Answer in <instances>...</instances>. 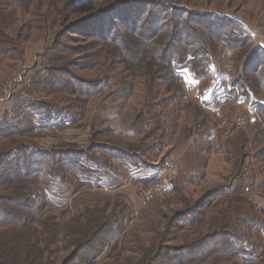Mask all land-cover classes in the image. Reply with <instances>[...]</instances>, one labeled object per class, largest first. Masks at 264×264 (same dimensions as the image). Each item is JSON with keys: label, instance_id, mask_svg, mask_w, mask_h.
Here are the masks:
<instances>
[{"label": "trees", "instance_id": "1", "mask_svg": "<svg viewBox=\"0 0 264 264\" xmlns=\"http://www.w3.org/2000/svg\"><path fill=\"white\" fill-rule=\"evenodd\" d=\"M120 5L131 8L128 12H118ZM134 5H146L149 10L142 9L136 18ZM65 10L70 16L80 11L85 13L78 20L64 21L52 43L43 48L42 55L49 63L44 70L40 69L36 87L47 98L30 100L29 110L21 117L12 116L10 110L0 120V141L4 147L0 153V176L6 174L9 182H20L9 194L0 193V264H58V254L70 247L72 251L59 264H92L106 248H110L112 254L116 252L123 242L124 236L122 238L120 233L125 228L116 226L119 216H113L119 211L114 203L107 202L101 208L108 210L112 206L109 215L104 210H88L62 225L57 218L44 213L45 208L53 206L48 192L34 194L22 184L27 180H39L47 185L56 177L69 175L81 180V175L92 174L84 165V159L94 160V153L141 162V158L146 159L148 154L165 146L168 131L173 128L179 131L180 127L184 131L181 141L196 137L193 138L196 141L202 139L200 145H207L208 142L204 141L215 139L217 122L203 110V106L200 105L203 109L192 108L191 102L183 100L186 90L181 70L191 66L192 77L202 86L214 81L213 65L221 44L237 53V74L225 86L226 103L237 105L239 99L245 98L259 115L252 124V136L244 133L246 135L240 140L234 139L226 144L229 154L239 153L241 156L236 164L237 178L243 177L246 157L264 159V41H256V31L250 30L248 23L227 14L198 10L167 0H71L62 7V11ZM112 13L114 20H110L106 27V21L110 19L108 15ZM78 28L87 36L96 38L90 43L100 47L96 52L77 57L91 61L87 64L70 60L75 54L74 49L62 40L63 37L73 39L75 36L71 35ZM228 29L230 32L223 35ZM12 42V36L0 31V58L6 59L12 51L18 52L19 48L7 46ZM116 61L123 65L121 73H127L119 84L128 93V77L137 78L145 86L144 96H140L141 110L126 132L93 128L87 147L14 143V137L34 132L36 128L53 126L54 122L62 125L66 119L72 121L71 117H66L67 110L75 104L84 105L101 89L108 88V81L116 79L107 73L103 79H86L76 74L71 66L82 70L103 66L108 72L116 67ZM66 100L68 102L63 103ZM31 108L47 111L48 117H38ZM102 137L110 138L97 139ZM113 137L121 140L116 141ZM125 138L136 142L123 140ZM150 139L153 140L149 142ZM217 139L216 143L220 141V135ZM9 141L11 143H7ZM130 146L135 149H127ZM3 180L0 179V183ZM216 190L217 193L219 188ZM195 210L182 211L175 217L179 216L177 221L188 223L183 220L194 212L197 215ZM196 220L194 218V222ZM155 222L149 231L153 232ZM211 230L181 248L162 242L165 238L161 230L146 240H140L141 244L126 239L114 264H204L217 253H220L217 259L224 261L222 264H238L233 260L236 254L231 250L236 248L227 224ZM127 249L131 254L120 259V254Z\"/></svg>", "mask_w": 264, "mask_h": 264}, {"label": "rangeland", "instance_id": "2", "mask_svg": "<svg viewBox=\"0 0 264 264\" xmlns=\"http://www.w3.org/2000/svg\"><path fill=\"white\" fill-rule=\"evenodd\" d=\"M67 1L70 3L71 0H0V31H4L14 38V42L7 44V46L19 48L18 52L12 51L8 55L9 57L4 58L5 60L0 58V120L6 117L5 112L10 110L13 112H11L12 116L16 114L21 117V114L29 110L28 103L30 100H38L42 96L46 97L36 87L40 69L44 70L49 63L47 58L42 55L43 48L52 43L64 21L78 20L85 13L80 11L71 16L68 15L66 10L62 11V7ZM167 1L198 10L214 11L241 18L248 23L250 30L256 31V41L260 39L264 41V0ZM134 6L135 12H137L134 13L136 18L142 9L149 10L146 5ZM119 8L118 12L124 10L128 12L131 7L125 8L120 5ZM146 12L148 11H143V13ZM108 16L110 19L106 21V27L110 25V20H114V13ZM80 30L78 28L76 33H72L71 36H75L73 39L63 37L62 40L67 46L74 49L75 54L70 56V60L75 61L76 64H87L91 61L78 58L82 57V54L96 52V49L100 47L90 43L96 38L87 36L83 33L84 31ZM229 32L230 29L226 30L223 35H227ZM97 53H99L98 50ZM236 55L235 50H230L222 44L219 45L213 65L214 81L211 80L203 86L193 79L191 66L181 70L182 82L186 90L183 100L191 102L192 108L199 107L201 109H203L199 105L201 101L210 102L207 105L210 110H203L208 112L217 122L215 139L204 141L208 143L202 146L199 143L201 138H198V141L191 138L181 141L184 131H181L180 127L179 131L177 128L171 129L168 131L165 146L156 149L147 156V159L157 163L153 164L141 159L144 161L143 164H146L145 169L153 170L155 168L157 171L155 175L148 178V183L147 181L144 182L147 179H143L140 180L142 182L132 183L122 188L113 187L110 189L111 192L100 190L97 188L98 184L95 185V188L83 184L89 178L100 179L101 176L104 180L103 177L108 169L114 165L118 166V162L122 161V159L111 158L101 152L97 153L98 155L94 153V160L84 159V165L89 167L92 174L81 175V180L73 176L71 183L67 185L60 179L62 177H56L47 185L39 180H27L22 184L34 194L44 190L48 192L53 206L45 208L44 213L48 217L57 218V222L62 225L88 210H104L109 215L113 209L112 206L108 210L101 209L105 207L107 202L118 207L117 211L119 212L115 211L116 216L113 217L119 216L116 220V226L125 228L120 233L122 238L124 236L123 242L113 254L110 248H106L104 254L92 264H114L118 257L117 252L125 245L126 239L134 242V244H141L140 240H146L156 231L161 230L164 232L163 238H165L162 242L171 244L170 246L175 248H181L186 244L193 243L197 236L200 238L212 232L209 229L218 228V226L225 224L230 228L229 234L233 236L232 242H234L237 250V252L231 250L236 254L233 260L238 264H264V159L256 160L251 156L246 157L244 159L243 177L237 178L238 167L236 164L241 160V156L239 153L236 155L229 154L226 145L234 139L240 140L246 135L244 133L252 136L254 133L252 124H255V119L259 118L255 107H252L245 98L239 99L237 105L226 103V83L237 74L235 69ZM115 66L108 72L103 66L84 70L81 67L71 66L70 68L76 74L86 79H103L105 73L107 76H115L116 79L108 81L110 86L101 89L100 93L90 97L84 105L79 107V104H75L67 110L66 117H71L72 121H76L74 125H71L72 127L67 125V129L62 132L57 130L45 134V136L37 134L34 130V132L14 137L13 139L16 140L14 143L16 145L26 143L29 146L38 144L45 147L76 144V146L84 145L87 147L90 144L89 139L93 128L126 132L141 110L140 96H144L145 86H142V81L137 78L132 80L131 77H128L127 84H130L128 86L130 92L128 93L119 84L121 77L126 76L127 73H121L123 65L119 61H116ZM118 90H122V92H118ZM205 90L206 94L204 93ZM66 102L68 100L63 103ZM31 110L36 111L38 117L46 118L48 115L47 111L42 109L33 110L31 108ZM53 127L54 125L50 128ZM227 130L234 131L233 135H225L224 131ZM72 134H74L73 139H77L80 144L71 140ZM219 135L220 141L216 143ZM107 138L97 139L106 140ZM113 139L121 140L120 137H113ZM123 140L136 142L129 138ZM152 140L150 139L149 142ZM214 140H216L215 144H213ZM7 143H11V141ZM209 146H211L210 149ZM3 148V141L1 140L0 153H2ZM249 148L250 146L247 147V150ZM127 149H135V146L127 147ZM168 168L169 170H177L171 187L165 191H155L153 194L147 195L151 186L162 181L159 172ZM2 178L4 180L0 183L1 194H9L14 187L20 185L18 181L9 182L6 174L0 176V179ZM56 179L57 181H55ZM115 183L112 182L111 184L115 185ZM217 188L219 191L216 193ZM193 210L197 211V215L194 212V215L190 214L183 220L188 223L177 221L179 216L175 217V215L182 211L193 212ZM194 218H197L195 222ZM82 222L83 224L87 223L86 219H83ZM154 222L155 226L151 232L149 230ZM75 231L80 232V229ZM72 249V247L67 248L58 254V264L60 260L70 254ZM130 252V249H127L120 254L119 258L124 259L131 254ZM109 254L111 255L109 256ZM219 255L220 253L213 255L212 259L204 264L224 263L222 258L217 259Z\"/></svg>", "mask_w": 264, "mask_h": 264}, {"label": "crops", "instance_id": "3", "mask_svg": "<svg viewBox=\"0 0 264 264\" xmlns=\"http://www.w3.org/2000/svg\"><path fill=\"white\" fill-rule=\"evenodd\" d=\"M195 81H197V80H195ZM197 82L199 83V81H197ZM199 92H201V91H199ZM204 93L206 94V90H205ZM186 99H187V97H186ZM240 102H243V101L240 100ZM209 103L210 102H208V103L206 102L205 103V102L201 101L199 103V105L203 106L204 109L208 111L209 108H207V105ZM47 117H48V115L46 116V118ZM40 118H42V117H40ZM46 118H44V119H46ZM67 122H68V124H66ZM72 122L73 121H68V119H66L62 125H59V122L58 123L54 122L53 123L54 124L53 128H50L52 126L48 125V126L40 127L38 129L36 128L35 132L37 134L41 133L42 136H45V134H49V133L55 132L57 130L58 131L61 130V132H62L64 129H67V125L71 126V125L75 124V123H72ZM233 133H234V131H232V130L224 131V134L227 135V136H231V135H233ZM73 136H74V134H72V136L70 137V138H72L71 140L74 143L80 144L77 141V139L76 140L73 139ZM193 138H196V137H192L191 139L194 140ZM66 140L69 141V139H66ZM81 147H85V146L81 145ZM141 159H144V158H141ZM145 161H148L149 163H153V164L157 163L154 160L147 159V157H146ZM143 162L144 161H141V162H139V161L138 162H126L125 160H122V161L118 162V166L114 165L115 167L113 166V167H110V169H108V171L105 173V176L103 177L104 180H102L101 176H100V179L89 178V180H87L84 184L89 185V186H93L94 188L96 187L95 185L98 184L97 188H99L100 190L111 192L112 190H110V189H112L113 187H121L122 188V187H124L126 185L129 186V184H132V183L135 184V183L142 182L140 180H143V179H147V180H144V182L147 181V183H148V181H149L148 178H150L151 176L155 175V173H157V171H156L155 168H153V170L152 169H145L144 166L146 164L144 165ZM177 164H178V162H177ZM116 168H117V170H116ZM118 172H119V174H118ZM72 178H73V176L69 175V176H67L65 178H60V179L63 180L64 183L68 185L69 183H71ZM118 180H119V182H118ZM55 181H57V179ZM112 182H116L115 185H112L111 184ZM54 191H57V190H54Z\"/></svg>", "mask_w": 264, "mask_h": 264}, {"label": "built area", "instance_id": "4", "mask_svg": "<svg viewBox=\"0 0 264 264\" xmlns=\"http://www.w3.org/2000/svg\"><path fill=\"white\" fill-rule=\"evenodd\" d=\"M165 169L164 171L159 172V176L161 178V182H159L155 186H151L150 189L147 191V195L153 194L155 191H162L166 190L167 188L171 187V182L173 178L177 175V170L176 169Z\"/></svg>", "mask_w": 264, "mask_h": 264}]
</instances>
